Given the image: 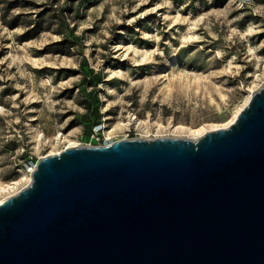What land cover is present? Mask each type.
Returning a JSON list of instances; mask_svg holds the SVG:
<instances>
[{"label":"rangeland","instance_id":"374dc122","mask_svg":"<svg viewBox=\"0 0 264 264\" xmlns=\"http://www.w3.org/2000/svg\"><path fill=\"white\" fill-rule=\"evenodd\" d=\"M263 84L264 0H0V188L70 144L197 139Z\"/></svg>","mask_w":264,"mask_h":264},{"label":"water","instance_id":"95a60500","mask_svg":"<svg viewBox=\"0 0 264 264\" xmlns=\"http://www.w3.org/2000/svg\"><path fill=\"white\" fill-rule=\"evenodd\" d=\"M0 264H264V85L227 128L40 159Z\"/></svg>","mask_w":264,"mask_h":264},{"label":"bare ground","instance_id":"6f19581e","mask_svg":"<svg viewBox=\"0 0 264 264\" xmlns=\"http://www.w3.org/2000/svg\"><path fill=\"white\" fill-rule=\"evenodd\" d=\"M250 99H251V96L250 97H248V99H247V101H246V103H245V105L238 111V112H236V114H235V116H234V118L232 119V121L227 125V126H224V127H222V128H227V127H229L234 121H235V119L237 118V116H238V114L240 113V111L248 104V102L250 101ZM217 129H221V128H217ZM217 129H214V130H217ZM74 147H78V145H76V144H70L69 146H67L66 148H65V150L66 149H70V148H74ZM59 152H57V153H52V154H58ZM52 154H49V155H52ZM28 175L29 176H27L26 174H25V177H24V180H26V184H25V186H24V188L30 183V181H31V175L28 173ZM18 182H14V183H11V184H9V185H5V186H2L1 188H0V193L1 194H4V198L3 199H8L9 197H12V196H14V195H16L18 192H20L21 191V189H20V187H17L18 186ZM1 196H3V195H1ZM2 203V201L0 202V204Z\"/></svg>","mask_w":264,"mask_h":264},{"label":"built area","instance_id":"2783aa9c","mask_svg":"<svg viewBox=\"0 0 264 264\" xmlns=\"http://www.w3.org/2000/svg\"><path fill=\"white\" fill-rule=\"evenodd\" d=\"M252 0H243V2L245 3H249L251 2ZM264 85V84H263ZM263 85L261 87H263ZM123 140H130L128 137L122 139V140H111V141H104L102 144L98 145V146H109L117 141H123ZM38 163V162H37ZM37 163L32 161L30 162L29 165H26V168H27V172L32 176V173L35 171L36 169V166H37ZM10 198V197H9ZM5 200L7 199H3L2 202H4Z\"/></svg>","mask_w":264,"mask_h":264},{"label":"trees","instance_id":"16d2710c","mask_svg":"<svg viewBox=\"0 0 264 264\" xmlns=\"http://www.w3.org/2000/svg\"><path fill=\"white\" fill-rule=\"evenodd\" d=\"M100 126H101L100 124H97V125H96V127H100ZM30 162H32V161H28L26 165H29Z\"/></svg>","mask_w":264,"mask_h":264}]
</instances>
